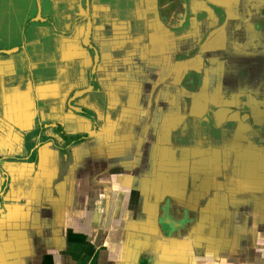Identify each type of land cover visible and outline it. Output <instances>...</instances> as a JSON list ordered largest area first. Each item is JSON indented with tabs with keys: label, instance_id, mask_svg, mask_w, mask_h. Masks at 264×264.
I'll return each mask as SVG.
<instances>
[{
	"label": "crops",
	"instance_id": "obj_1",
	"mask_svg": "<svg viewBox=\"0 0 264 264\" xmlns=\"http://www.w3.org/2000/svg\"><path fill=\"white\" fill-rule=\"evenodd\" d=\"M244 3L0 0V264H264V64L196 57Z\"/></svg>",
	"mask_w": 264,
	"mask_h": 264
},
{
	"label": "rangeland",
	"instance_id": "obj_2",
	"mask_svg": "<svg viewBox=\"0 0 264 264\" xmlns=\"http://www.w3.org/2000/svg\"><path fill=\"white\" fill-rule=\"evenodd\" d=\"M243 7L244 17L240 12V23L238 29H235L236 42H224L221 46H219L220 42H212L214 44L212 48L196 53L198 63L204 66L202 72L209 70L220 73L222 70L224 76L228 72L232 76L230 82L236 87L235 89H240V95H242L243 86H246L248 90H259L256 83L253 86V78L248 77V74L257 78L256 61L259 60L264 64V0H245ZM230 27H235V25ZM252 38L254 42L250 41ZM223 60H225V65L222 67ZM244 67L245 69H242ZM260 70L263 71L264 66ZM244 72L247 73L245 82L242 75ZM219 76L223 77L222 73ZM255 82H257L256 79ZM249 95L252 96L251 93Z\"/></svg>",
	"mask_w": 264,
	"mask_h": 264
},
{
	"label": "water",
	"instance_id": "obj_3",
	"mask_svg": "<svg viewBox=\"0 0 264 264\" xmlns=\"http://www.w3.org/2000/svg\"><path fill=\"white\" fill-rule=\"evenodd\" d=\"M89 36H90V29H88V32L86 34V41L85 42H88V39H89ZM95 60L97 61L98 60V55L95 56ZM83 93V91H78L75 95H74V98H77V97H80Z\"/></svg>",
	"mask_w": 264,
	"mask_h": 264
}]
</instances>
